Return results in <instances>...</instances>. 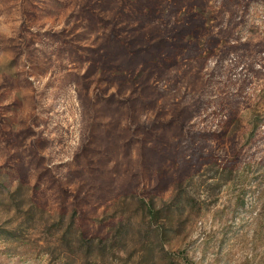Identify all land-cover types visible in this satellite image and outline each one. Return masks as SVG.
Listing matches in <instances>:
<instances>
[{"label": "rangeland", "instance_id": "obj_1", "mask_svg": "<svg viewBox=\"0 0 264 264\" xmlns=\"http://www.w3.org/2000/svg\"><path fill=\"white\" fill-rule=\"evenodd\" d=\"M0 264H264V0H0Z\"/></svg>", "mask_w": 264, "mask_h": 264}]
</instances>
